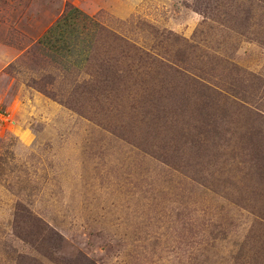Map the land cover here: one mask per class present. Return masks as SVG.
<instances>
[{"label": "rangeland", "instance_id": "1", "mask_svg": "<svg viewBox=\"0 0 264 264\" xmlns=\"http://www.w3.org/2000/svg\"><path fill=\"white\" fill-rule=\"evenodd\" d=\"M0 264H264V0H0Z\"/></svg>", "mask_w": 264, "mask_h": 264}, {"label": "trees", "instance_id": "2", "mask_svg": "<svg viewBox=\"0 0 264 264\" xmlns=\"http://www.w3.org/2000/svg\"><path fill=\"white\" fill-rule=\"evenodd\" d=\"M74 11H75V10H74ZM146 62H148V61L146 60ZM18 223L21 224L20 228L22 229V231H23V228H24V227L29 226V225H26L25 222H24V220H21V218L18 220ZM29 233H32V232H29ZM37 235H41V234L38 233ZM34 236H35V235H34Z\"/></svg>", "mask_w": 264, "mask_h": 264}, {"label": "crops", "instance_id": "3", "mask_svg": "<svg viewBox=\"0 0 264 264\" xmlns=\"http://www.w3.org/2000/svg\"><path fill=\"white\" fill-rule=\"evenodd\" d=\"M75 9H76V8H75ZM77 10H78V9H77ZM73 11H74V10H73ZM61 27H62V26H61ZM61 27H60V28H61ZM60 33H62V32H60Z\"/></svg>", "mask_w": 264, "mask_h": 264}]
</instances>
